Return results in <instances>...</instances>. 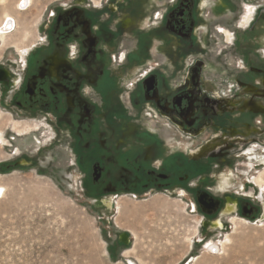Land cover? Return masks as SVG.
<instances>
[{"label":"flooded vegetation","instance_id":"obj_1","mask_svg":"<svg viewBox=\"0 0 264 264\" xmlns=\"http://www.w3.org/2000/svg\"><path fill=\"white\" fill-rule=\"evenodd\" d=\"M203 2L53 0L28 50L0 59V100L16 122L49 124L104 208L127 193H183L208 223L204 231H213L217 225L207 220L262 213L264 192L261 200L255 188L221 192L217 174L264 127V101L240 96L264 83L258 64L264 16L258 5L247 25L239 14L225 23L220 13L209 26ZM217 5L219 12L237 6ZM228 33L233 46L246 40L233 100L210 93L214 74L206 71L217 35ZM183 138L191 141L188 148ZM227 185L221 180L219 187Z\"/></svg>","mask_w":264,"mask_h":264},{"label":"rangeland","instance_id":"obj_2","mask_svg":"<svg viewBox=\"0 0 264 264\" xmlns=\"http://www.w3.org/2000/svg\"><path fill=\"white\" fill-rule=\"evenodd\" d=\"M20 1L0 3V28L5 27L7 16L14 19L11 31L0 35V59L5 62L28 50L53 2L30 0L22 10ZM203 1L207 4L204 19L211 20L204 23L209 26L220 13L226 14L225 23L230 15L239 14L237 20L247 25L258 5L264 16V0H232L236 8L222 12L216 11L221 0ZM262 37L258 64L264 67V33ZM234 40L232 33L224 39L217 35L206 56V71L214 74L215 81L210 93L228 100H233L235 75L244 74L241 46L246 40L241 38L242 45L233 46ZM247 91L239 95L264 101V83ZM13 115L0 100V264H127L136 258L144 264H264V221L234 215L222 218V228L204 231L210 227L204 228L203 217L192 211L194 200L164 191L122 194L115 205L104 208L96 201L98 192L84 185L83 173L72 165L75 156L67 145L54 141L49 124L20 123L11 119ZM255 131L259 140L217 174L219 191L255 188L260 199L264 165L251 161L248 152L264 156V127ZM183 140L188 148L191 141ZM221 180L228 184L223 191ZM133 206L145 208L141 219L128 214ZM126 228L132 242L123 248L118 239ZM209 244L218 251L213 253Z\"/></svg>","mask_w":264,"mask_h":264},{"label":"bare ground","instance_id":"obj_3","mask_svg":"<svg viewBox=\"0 0 264 264\" xmlns=\"http://www.w3.org/2000/svg\"><path fill=\"white\" fill-rule=\"evenodd\" d=\"M5 0H0V3L4 2ZM28 3H30V0H21L20 1V9L22 10H25L27 9V6H28ZM5 21H7L6 23V26L4 28H0V35H2L1 37H3V35L5 33H8L9 31H11V28L13 27V22H14V19L11 17V16H7ZM4 25V24H3ZM250 156V160L255 162L257 165H260V164H264V156H260L258 154H255V153H250L249 154ZM254 163V164H255ZM253 164V163H252ZM252 167V166H251ZM260 184L264 185L263 184V181L261 180ZM264 192V191H263ZM264 199V197H263ZM160 204L161 202L158 201ZM144 207H128V214H131L132 217H134L135 219H141L142 218V214L144 212ZM227 213V212H226ZM263 218H264V203H263ZM264 220L262 221H259V222H263ZM211 225H217L215 226L214 228H222L223 227V224H222V220L219 219L218 221H214L213 223L208 221ZM258 222V223H259ZM207 224L206 221L204 222L203 225H205L207 227ZM127 238V237H126ZM208 248L209 249H213V253H216L218 251V248L215 247L213 244H209L208 245ZM131 264H136L135 262L133 263L132 261H130Z\"/></svg>","mask_w":264,"mask_h":264},{"label":"water","instance_id":"obj_4","mask_svg":"<svg viewBox=\"0 0 264 264\" xmlns=\"http://www.w3.org/2000/svg\"><path fill=\"white\" fill-rule=\"evenodd\" d=\"M262 205H263V202H262ZM262 220H264V218H263V208H262L261 216L258 218L257 222L262 221ZM204 228H207V227L204 225ZM125 237L130 238L128 233H125V232L124 233H120L119 238L121 239V242L124 245H129L131 241H127L126 239H124Z\"/></svg>","mask_w":264,"mask_h":264},{"label":"crops","instance_id":"obj_5","mask_svg":"<svg viewBox=\"0 0 264 264\" xmlns=\"http://www.w3.org/2000/svg\"><path fill=\"white\" fill-rule=\"evenodd\" d=\"M127 229V228H126ZM124 232H126V233H128V235H129V237H130V230H124ZM132 234V233H131ZM130 239H131V237H130ZM119 240V239H118ZM131 242H132V239H131ZM119 244L120 245H122L123 246V248H127V245H124V244H122L120 241H119ZM131 244H129L128 246H130ZM121 246V247H122ZM122 248V249H123ZM129 248V247H128ZM123 250H125V249H123ZM125 253H128V251H124ZM129 261H132L133 263L135 262L136 264H144V263H141V262H139L140 261V259L139 258H136L135 260H129ZM128 264V263H127Z\"/></svg>","mask_w":264,"mask_h":264},{"label":"built area","instance_id":"obj_6","mask_svg":"<svg viewBox=\"0 0 264 264\" xmlns=\"http://www.w3.org/2000/svg\"><path fill=\"white\" fill-rule=\"evenodd\" d=\"M6 22H7V21H6ZM6 22H5V26H6V24H7ZM128 264H131V263H128Z\"/></svg>","mask_w":264,"mask_h":264}]
</instances>
